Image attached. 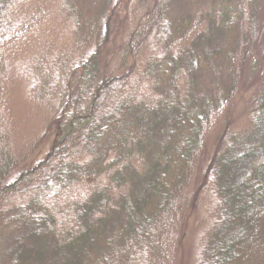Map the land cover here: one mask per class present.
<instances>
[{
	"label": "trees",
	"instance_id": "trees-1",
	"mask_svg": "<svg viewBox=\"0 0 264 264\" xmlns=\"http://www.w3.org/2000/svg\"><path fill=\"white\" fill-rule=\"evenodd\" d=\"M130 2L115 0L101 41L67 76L45 134V140L53 137L47 155L0 186V194L22 197L0 207V264H151L160 256L205 126L231 95L217 83L202 91L199 77L234 58L242 13L233 0L216 1L208 15L220 23L218 42H194L152 59L146 73L158 77L159 97L137 102L117 99L127 74L110 67ZM263 111L247 136H230V146L208 166L219 202L206 264H246L256 243L264 212ZM81 151L90 158L80 160ZM79 182L88 183L87 194L64 200Z\"/></svg>",
	"mask_w": 264,
	"mask_h": 264
},
{
	"label": "rangeland",
	"instance_id": "rangeland-1",
	"mask_svg": "<svg viewBox=\"0 0 264 264\" xmlns=\"http://www.w3.org/2000/svg\"><path fill=\"white\" fill-rule=\"evenodd\" d=\"M216 1L220 2L131 0L122 35L113 48L117 55L110 65L117 75L127 74L117 99L156 102L158 77L146 73L152 59L164 58L168 50L176 53L194 42L217 43L220 23L208 15ZM114 2L0 0V186L47 155L53 137L45 140V134L58 115L65 80L101 41ZM233 3L242 13L235 28L234 58L222 62L216 72L199 77L202 91L217 83L225 90L230 88L231 95L205 126L174 227L161 237L163 248L151 264H206L205 251L219 202L208 166L221 148L230 146V136H247L254 118L264 109V0ZM172 27L178 33L173 34ZM178 82L184 92L186 77ZM89 158L81 151L80 160ZM88 189L87 182H79L63 194L64 200L84 197ZM21 199L17 192L0 194V207ZM3 250L0 244V252ZM245 262L264 264V212Z\"/></svg>",
	"mask_w": 264,
	"mask_h": 264
}]
</instances>
